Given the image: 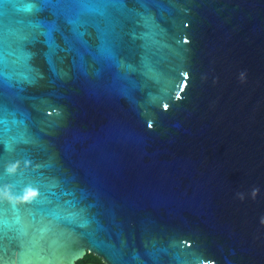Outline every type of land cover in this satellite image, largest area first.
Wrapping results in <instances>:
<instances>
[{
	"label": "water",
	"instance_id": "1",
	"mask_svg": "<svg viewBox=\"0 0 264 264\" xmlns=\"http://www.w3.org/2000/svg\"><path fill=\"white\" fill-rule=\"evenodd\" d=\"M0 170L4 264H264V0H0Z\"/></svg>",
	"mask_w": 264,
	"mask_h": 264
},
{
	"label": "snow or ice",
	"instance_id": "2",
	"mask_svg": "<svg viewBox=\"0 0 264 264\" xmlns=\"http://www.w3.org/2000/svg\"><path fill=\"white\" fill-rule=\"evenodd\" d=\"M38 2V0H37ZM33 9L30 7L28 9V11H32ZM65 23L69 26V29L71 31V35H72V42H78L81 45H83L84 47H87V42L83 39L84 36L87 35V33H81L80 31V26L78 25L73 19L67 17L65 20ZM39 28L43 29L42 31L39 32V35L42 36L44 38V42H45V46L51 51H58V46L55 43L54 40V35L57 31V29L53 26L50 25H39ZM187 42V41H185ZM31 56L29 54V62H30ZM186 80H187V73H185V80L182 83L186 84ZM183 91V88L179 89V91L177 92V98H179L180 92ZM168 105L165 104L164 108L165 110L167 109ZM149 127H151V125H148ZM4 172L2 170H0V190L3 189L4 186ZM2 208H3V203L2 201H0V214H2ZM3 240H4V232H3V227L0 226V264H4L3 261ZM10 264V262H9ZM23 264V262H22Z\"/></svg>",
	"mask_w": 264,
	"mask_h": 264
},
{
	"label": "trees",
	"instance_id": "3",
	"mask_svg": "<svg viewBox=\"0 0 264 264\" xmlns=\"http://www.w3.org/2000/svg\"><path fill=\"white\" fill-rule=\"evenodd\" d=\"M74 264H104L100 258L90 253H85L82 258L78 259Z\"/></svg>",
	"mask_w": 264,
	"mask_h": 264
},
{
	"label": "clouds",
	"instance_id": "4",
	"mask_svg": "<svg viewBox=\"0 0 264 264\" xmlns=\"http://www.w3.org/2000/svg\"><path fill=\"white\" fill-rule=\"evenodd\" d=\"M31 195H33L32 193H29V196H31ZM28 199V197H25V200H27Z\"/></svg>",
	"mask_w": 264,
	"mask_h": 264
}]
</instances>
